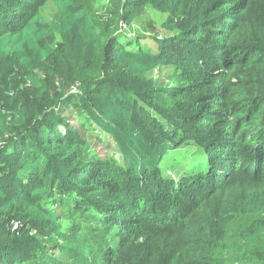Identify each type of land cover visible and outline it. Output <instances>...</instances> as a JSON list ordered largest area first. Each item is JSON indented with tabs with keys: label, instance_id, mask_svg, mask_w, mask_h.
Wrapping results in <instances>:
<instances>
[{
	"label": "trees",
	"instance_id": "trees-1",
	"mask_svg": "<svg viewBox=\"0 0 264 264\" xmlns=\"http://www.w3.org/2000/svg\"><path fill=\"white\" fill-rule=\"evenodd\" d=\"M106 1L103 22L92 0H0V73L29 87L0 109V264H264V0ZM148 12L159 30L120 32ZM59 36L91 64L64 54L79 91L47 106ZM187 145L196 172L169 174Z\"/></svg>",
	"mask_w": 264,
	"mask_h": 264
},
{
	"label": "rangeland",
	"instance_id": "rangeland-1",
	"mask_svg": "<svg viewBox=\"0 0 264 264\" xmlns=\"http://www.w3.org/2000/svg\"><path fill=\"white\" fill-rule=\"evenodd\" d=\"M91 10L94 12V15L97 19L101 21L109 20V11L110 6L106 0H92ZM55 10L51 3L45 5L42 10V14L45 18H49L54 14ZM163 17L161 15L155 14L154 12H148L145 14L142 19L134 22L131 26L123 27L120 32L124 33L127 37L134 36H143L147 34L145 33L148 29L154 28L159 30L160 25H162ZM153 35V34H152ZM56 54L54 59L51 61H47L45 63H36L35 65V74L39 77H44L45 74H49L52 71V68H56L59 70V73L55 75L53 81H50V85L52 84L51 89H49L50 99L48 96L47 106L51 103V99L54 98V95L57 92H74L79 91V84L75 83L70 87L62 86L61 82H68V78H74V71L68 70L66 66L63 64L64 54L70 55L72 58L77 60V63L85 68L91 64V51L89 45L86 43L84 38H77L72 36H59L57 37V47ZM3 64V72L0 73V109H8V101L12 97L13 93L17 92L19 94H24L29 91V87L26 86L25 83L18 81H14V76L19 72V66L14 59H9L5 61ZM158 75L159 72H158ZM164 74H162L163 76ZM19 98V97H17ZM30 101V100H29ZM21 103L20 99H16L13 105H19ZM34 102H31L33 104ZM65 115L69 116L68 113ZM105 142H96L95 148L97 152H99V156L101 158H105L106 156H115L117 160L120 162L122 158L116 151L112 141L108 139H102ZM201 161L200 154L198 153L197 148L192 146H185L179 148L174 153L168 156V161L165 166L168 168V173L173 176H178L181 173H186L190 171L196 172L193 167H198ZM195 165V166H193ZM197 170V169H196ZM22 229L30 233L31 235L35 234L34 228L32 226H27L22 228L20 222H15L13 226L10 228L12 232L18 231L21 232Z\"/></svg>",
	"mask_w": 264,
	"mask_h": 264
}]
</instances>
